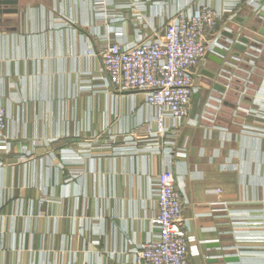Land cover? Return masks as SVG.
Here are the masks:
<instances>
[{"label":"crops","instance_id":"obj_1","mask_svg":"<svg viewBox=\"0 0 264 264\" xmlns=\"http://www.w3.org/2000/svg\"><path fill=\"white\" fill-rule=\"evenodd\" d=\"M259 1L242 0L218 25L222 35H244L261 49L256 74L231 68L227 92L213 87L223 78L204 75L175 139L181 154L150 144L142 93L104 89L94 33L126 42L138 30L151 35L177 10H221L234 0H109L121 21L94 17L92 0H18L11 6L17 13L1 15L8 148H0V264H133L132 250L150 235L156 211L151 183L163 171L174 175L186 201L189 264H264ZM239 62L227 57L207 69ZM244 77L251 91L239 104ZM208 96L225 99L209 105Z\"/></svg>","mask_w":264,"mask_h":264},{"label":"built area","instance_id":"obj_2","mask_svg":"<svg viewBox=\"0 0 264 264\" xmlns=\"http://www.w3.org/2000/svg\"><path fill=\"white\" fill-rule=\"evenodd\" d=\"M241 1L234 0L221 10L202 4L177 10L151 35L138 30L136 38L126 42L94 33L101 44L95 55L100 62V71L105 73L98 76V80L106 90L111 88L119 94L144 95L152 122L148 137L155 150L181 154L174 150L175 139L189 118L193 96L205 78L202 70H208V54L213 53L214 47L229 52L233 50V42L219 30V21L235 11ZM91 5V13L96 18L124 19L112 13L114 5L109 0H92ZM260 51V48L251 46L245 57L238 58L243 66L231 64L229 70L214 72L216 78H223L220 83L225 92L233 89L235 75L231 68H240L249 77L256 74ZM249 77L243 78L245 86L240 92L239 104L244 103V96L250 88L252 81ZM91 87L89 85L88 89ZM6 128L7 113L0 105L1 150L8 148ZM150 144L149 149L152 148ZM126 145L134 147L135 143L130 140ZM151 186L156 211L151 220L150 235L132 250L133 264H189L188 243L193 237L186 230L183 217L186 201L182 191L170 171L157 174Z\"/></svg>","mask_w":264,"mask_h":264},{"label":"water","instance_id":"obj_3","mask_svg":"<svg viewBox=\"0 0 264 264\" xmlns=\"http://www.w3.org/2000/svg\"><path fill=\"white\" fill-rule=\"evenodd\" d=\"M264 0L259 1V9L257 11V15L259 16L260 20L264 19V10L261 9L263 6ZM18 0H0V23L3 22V19L1 18V15L4 14H15L18 12L17 8H12L11 6L17 5ZM263 26H264V20H263ZM264 34V27L262 30H260ZM224 36H226L228 39H230L232 43V51L229 52L223 48L220 47H214L213 53L208 54V59L217 65H223L225 59L227 57L231 58H240L241 52H244L246 50L245 44L249 41L248 38L244 35H239L238 33L228 32L224 31ZM202 73L209 79L214 80L216 75L208 70H202ZM213 87L221 92L225 91L224 86L219 82H214ZM211 244H207L209 246Z\"/></svg>","mask_w":264,"mask_h":264},{"label":"rangeland","instance_id":"obj_4","mask_svg":"<svg viewBox=\"0 0 264 264\" xmlns=\"http://www.w3.org/2000/svg\"><path fill=\"white\" fill-rule=\"evenodd\" d=\"M232 32V31H231ZM248 38V37H247ZM248 42L245 44V46H246V50L244 51V53L243 52H241V57L243 58V57H245V52H248V51H250V47L251 46H254V47H258L257 46V44L255 43V42H252L249 38H248ZM203 82V81H202ZM251 84H252V82H251ZM200 90V89H199ZM199 90H198V92H199ZM251 91V86H250V88H249V90H248V92H250ZM247 94H249V93H247ZM194 97V96H193ZM224 98V97H223ZM232 98V97H231ZM207 100H206V102H205V104H222V101L225 99H222V101L220 100L221 98L218 96V97H210V96H208V98H206ZM192 101H193V99H192ZM221 101V102H220ZM232 102H234V101H232ZM192 104V103H191ZM183 128V127H182ZM181 128V129H182ZM181 131V130H180Z\"/></svg>","mask_w":264,"mask_h":264}]
</instances>
